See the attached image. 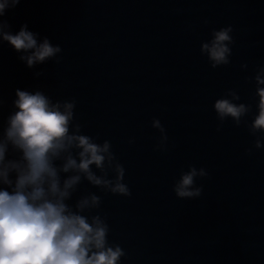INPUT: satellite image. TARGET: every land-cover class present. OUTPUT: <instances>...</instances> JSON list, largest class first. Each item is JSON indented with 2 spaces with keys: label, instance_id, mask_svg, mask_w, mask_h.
Listing matches in <instances>:
<instances>
[{
  "label": "water",
  "instance_id": "obj_1",
  "mask_svg": "<svg viewBox=\"0 0 264 264\" xmlns=\"http://www.w3.org/2000/svg\"><path fill=\"white\" fill-rule=\"evenodd\" d=\"M3 19L13 34L27 24L60 45L62 59L30 69L0 44V120L17 88L76 98L83 133L111 142L132 195L84 181L69 203L101 196L108 239L127 253L121 264H264V148L246 155L255 137L231 119L217 132L213 108L235 89L236 103L252 104L245 119L256 114L255 83L245 77L264 65V0H21ZM228 25L231 63L213 69L201 42ZM153 118L166 130L167 152L154 151ZM190 164L209 176L196 181L200 198L178 199L173 183Z\"/></svg>",
  "mask_w": 264,
  "mask_h": 264
},
{
  "label": "clouds",
  "instance_id": "obj_2",
  "mask_svg": "<svg viewBox=\"0 0 264 264\" xmlns=\"http://www.w3.org/2000/svg\"><path fill=\"white\" fill-rule=\"evenodd\" d=\"M20 2L0 0V44L7 42L30 69L49 60L59 64L60 45L47 37L39 39L27 24L13 34L3 19ZM232 33L231 25L213 28L210 38L201 42L200 54L213 69L231 63ZM43 74L34 73L36 77ZM245 81H254L258 97L251 122L245 117L252 113V104L236 103L241 97L235 89L216 99L213 108L219 121L217 132L231 119L236 127L243 123L255 137L245 149L251 155L264 148V65H258L255 75ZM3 105L0 96V109ZM76 106L74 97L54 100L42 89L17 88L12 111L0 120V264H121L127 255L119 243L108 239L111 228L107 213L101 210V196L88 192L69 203L84 181L106 194L132 195L125 183L126 169L111 142L101 143L99 134L83 133ZM151 127L160 133L154 151L167 152L168 136L160 120L153 118ZM128 143L134 144L135 138ZM208 176L205 168L190 164L187 171L181 170L172 191L178 199H198L203 185L196 181Z\"/></svg>",
  "mask_w": 264,
  "mask_h": 264
}]
</instances>
